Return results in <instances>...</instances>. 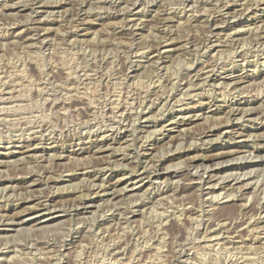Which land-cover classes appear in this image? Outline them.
Wrapping results in <instances>:
<instances>
[{"label": "rangeland", "instance_id": "1", "mask_svg": "<svg viewBox=\"0 0 264 264\" xmlns=\"http://www.w3.org/2000/svg\"><path fill=\"white\" fill-rule=\"evenodd\" d=\"M0 264H264V0H0Z\"/></svg>", "mask_w": 264, "mask_h": 264}, {"label": "bare ground", "instance_id": "2", "mask_svg": "<svg viewBox=\"0 0 264 264\" xmlns=\"http://www.w3.org/2000/svg\"><path fill=\"white\" fill-rule=\"evenodd\" d=\"M191 1H193V0H191ZM107 2V1H106ZM134 3V2H133ZM188 3H189V1H188ZM131 5V4H130ZM159 20V19H158ZM157 21V20H156ZM158 22V21H157ZM161 22V21H160ZM166 22V21H165ZM159 26V25H158ZM161 27H163V26H161ZM161 27H160V29H161ZM159 29V30H160ZM154 31H156V30H154ZM161 32H164L165 30L162 28L161 30H160ZM150 47V46H149ZM155 48V47H154ZM156 49V48H155ZM205 69V68H204ZM208 75V74H207ZM188 83V82H187ZM29 85V84H28ZM63 100V99H62ZM79 101V100H78ZM78 105V104H77ZM76 106V105H75ZM251 110V109H250ZM239 111V112H238ZM245 110H244V108L243 107H239V105H238V107H232L231 108V113H232V115H234L236 112H238V113H242L243 114V112H244ZM249 111V110H248ZM263 136V135H262ZM260 144V143H259ZM175 145V144H174ZM242 147H245L244 145H241ZM260 146H263V145H260ZM257 147H259L258 145H257ZM100 149V148H99ZM239 151V152H238ZM247 151V150H246ZM241 153L242 151H240V150H236L235 151V153ZM252 153V152H251ZM226 155V154H225ZM232 156V155H231ZM197 157V156H196ZM236 157L238 158V155H236ZM198 158V157H197ZM210 158H211V156H210ZM195 159V158H194ZM230 160H232V161H234V160H236V158L235 157H232L231 159H226V160H223L222 162H219V163H217L216 165L217 166H222L224 163H226V164H229V162H230ZM156 164V163H155ZM176 164V163H175ZM241 164V163H240ZM170 166V165H169ZM176 167L178 166L177 164L175 165ZM155 167V166H154ZM174 167V166H173ZM175 167V168H176ZM180 167V166H179ZM188 167V166H187ZM199 167V166H198ZM206 167V170H205V172L210 168V166H205ZM99 168H101V166L99 167ZM168 168V167H167ZM171 169H172V167H170ZM208 168V169H207ZM177 169V168H176ZM197 169V168H196ZM242 169H245V168H242ZM252 169V168H251ZM250 169V170H251ZM164 171H165V168L163 169ZM170 170V169H169ZM253 170V169H252ZM242 172H239V171H231V172H229V173H224L223 175H217V173L215 174H211V173H209V175H208V181L206 180L205 182L207 183V182H214L213 180H215L216 182H219V181H225L226 180V182H230V181H234V184H236V183H238V182H240V180L239 179H241V177L243 176V175H245L246 173H248L249 171H247V170H241ZM97 172V171H96ZM95 172V173H96ZM189 172V171H188ZM225 172V171H224ZM241 173H243V174H241ZM250 173V172H249ZM251 174V173H250ZM250 174H248V175H250ZM246 176V175H245ZM251 177V176H250ZM150 178V177H149ZM195 178V177H194ZM197 178V177H196ZM213 178H215V179H213ZM192 180H193V178H191ZM249 179V178H248ZM191 180V181H192ZM198 180V179H197ZM195 181V180H194ZM215 182V183H216ZM244 182V181H243ZM94 183H95V181H94ZM203 183V182H202ZM205 183V184H206ZM214 183V184H215ZM241 183V182H240ZM249 183V182H248ZM251 183V182H250ZM153 184V183H152ZM228 184V183H227ZM229 184H231V182L229 183ZM201 185V184H200ZM220 185V184H219ZM246 185H248L247 183H246ZM225 186V185H224ZM229 186V185H228ZM126 187V186H125ZM193 187V186H192ZM195 187V186H194ZM199 187V186H198ZM225 187H227V186H225ZM233 187V186H232ZM244 187V186H243ZM114 191L113 192H111V193H113V194H115L116 195V193H117V195L118 194H122L123 193V189H116V188H114L113 189ZM233 190V189H232ZM105 191H108V190H106L105 189ZM165 193V192H164ZM137 200V199H136ZM139 200V199H138ZM87 203V202H86ZM84 204V207H82V208H85L86 207V204H85V202H83L82 203V205ZM132 204H133V201H132ZM131 204V205H132ZM41 205V204H40ZM129 206V205H128ZM78 207V206H77ZM115 207H116V205H115ZM134 209V208H133ZM224 209V208H223ZM119 210V209H118ZM128 210V209H127ZM131 211V210H130ZM135 212V211H134ZM132 213V212H131ZM128 214H129V212H128ZM124 215V214H123ZM53 217H55V216H52L50 219H44V220H41L40 219V217H37L36 218V221H39V225L41 224V225H43V224H45V225H47V226H49V224L47 223V221L46 220H51ZM223 217V216H222ZM222 219H224V220H226V221H228V223L229 224H232L233 223V220L234 219H236V218H232V217H229V216H224ZM27 221L24 219V220H15V219H12L11 220V224L12 225H18V226H21L20 228L21 229H24L25 227H27V226H24L23 227V224H25ZM53 222V221H52ZM224 222V221H223ZM36 223V222H35ZM31 224V223H30ZM226 224V223H225ZM224 224V225H225ZM38 226L37 224H36V226L37 227H42V226ZM220 226V225H219ZM226 226V225H225ZM230 226V225H229ZM30 227V226H29ZM28 228V227H27ZM32 228V227H31ZM228 228V227H227ZM26 229V228H25ZM43 229V228H42ZM224 229V228H223ZM18 230V229H17ZM20 230V229H19ZM28 230V229H27ZM31 230V229H30ZM230 231V230H229ZM21 232V231H20ZM5 236V235H4ZM70 236V235H69ZM3 240V239H2ZM1 240V241H2ZM5 240V239H4ZM3 240V241H4ZM7 240V239H6ZM1 242V244L2 243H4V242ZM32 242V241H31ZM129 263V262H128Z\"/></svg>", "mask_w": 264, "mask_h": 264}]
</instances>
